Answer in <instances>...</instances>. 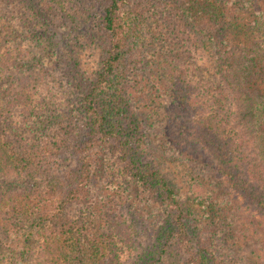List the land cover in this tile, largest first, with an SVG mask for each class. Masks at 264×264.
<instances>
[{
	"label": "trees",
	"instance_id": "trees-1",
	"mask_svg": "<svg viewBox=\"0 0 264 264\" xmlns=\"http://www.w3.org/2000/svg\"><path fill=\"white\" fill-rule=\"evenodd\" d=\"M9 2L0 0V31ZM71 2L12 4L42 40L59 29V12L72 18ZM263 4L103 0L98 25L84 38L99 50L94 79L77 87L75 108L54 118L38 80L49 71L27 67L40 58L22 53L13 67L0 49V264H232L209 251L178 187L144 156L129 96L145 47L171 58L164 67L174 103L169 133L185 130L181 149L209 166L225 195L218 202L225 220L238 223L240 245L264 264ZM75 55L78 69L83 62ZM106 151L119 161L112 177L122 174L128 185L117 195L115 181L97 184L105 179ZM137 194L163 209L153 227L122 211Z\"/></svg>",
	"mask_w": 264,
	"mask_h": 264
},
{
	"label": "rangeland",
	"instance_id": "rangeland-1",
	"mask_svg": "<svg viewBox=\"0 0 264 264\" xmlns=\"http://www.w3.org/2000/svg\"><path fill=\"white\" fill-rule=\"evenodd\" d=\"M9 1L10 12L9 14L3 13L2 18L4 27L0 31V49L4 54L6 51L9 52L8 56L12 60L20 58L22 53L37 59L40 58L38 64H35L36 61L35 63L31 61L27 63V67H32L33 71L39 69L43 72L49 71L41 74L38 78L40 83H45L42 85V91H46L47 100L50 101L48 116L54 118L61 112L63 115V113L71 111L82 98L81 91L78 89L91 83L98 68L99 50L84 43V38L98 25L103 0H66L72 1V5L75 3L72 9V18L67 17L68 13L59 12L61 28H52V34L49 33L48 38L42 40L35 38L27 23L20 19L18 9L12 4L18 0ZM165 1L160 0V4ZM16 4L18 7L20 6L19 3ZM262 7L264 9V4ZM86 11L89 14L86 15ZM163 27L166 29L165 24ZM79 44H84V46L80 47ZM75 52L78 54L75 55ZM188 53L192 56V60H195L197 55L191 51ZM49 55H51L50 58ZM71 55H75L83 62L80 68L73 67L70 60ZM169 56L168 50L158 53L145 47L137 71L139 80L137 91L129 96L145 134L142 145L144 156L178 187L179 198L197 215L200 227L197 233H200L214 256L227 259L232 264H256L255 261L258 262V260L250 253L251 250L240 245L242 241L237 234L240 232L236 226L238 223L229 226L225 220L222 208L218 204V202H224L222 198L225 195L222 196L223 193L213 178L214 173L203 161L189 160L190 158L181 149V147H185L184 143L187 141L184 137L185 130L182 133L174 130L172 134L168 131V119L170 118L168 111L174 106L164 68L165 63H168L165 60L171 59ZM201 61L205 64V57ZM58 62H60L59 67L56 65ZM63 63L64 65H62ZM14 66H17L16 61ZM65 66L67 71H64ZM78 70L81 74L77 73ZM78 86L80 88L77 89ZM75 101L76 103H74ZM182 137L184 138L182 139ZM188 148L186 147V149ZM104 158L105 179L97 184L104 186L106 183L115 181V189H117L114 192L117 195L118 190L123 191L122 187L128 185H126L122 174L115 179L112 177L120 172L118 171L119 161L115 154L106 151ZM98 189L99 191L104 190V187ZM145 198V195L133 196V199H130L131 209H122V211L131 218L135 217L136 223H142L146 227H150L149 224L152 223L151 227H153L154 223H157L161 218L163 209L160 206L149 205ZM114 199L119 198L114 196Z\"/></svg>",
	"mask_w": 264,
	"mask_h": 264
}]
</instances>
